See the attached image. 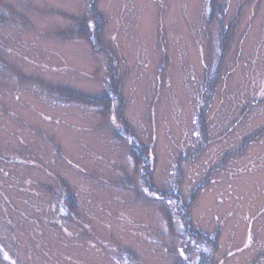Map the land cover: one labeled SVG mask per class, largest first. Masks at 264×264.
I'll return each instance as SVG.
<instances>
[{
    "label": "rangeland",
    "instance_id": "374dc122",
    "mask_svg": "<svg viewBox=\"0 0 264 264\" xmlns=\"http://www.w3.org/2000/svg\"><path fill=\"white\" fill-rule=\"evenodd\" d=\"M185 211L264 264V0H0V264H187Z\"/></svg>",
    "mask_w": 264,
    "mask_h": 264
},
{
    "label": "trees",
    "instance_id": "16d2710c",
    "mask_svg": "<svg viewBox=\"0 0 264 264\" xmlns=\"http://www.w3.org/2000/svg\"><path fill=\"white\" fill-rule=\"evenodd\" d=\"M98 15L97 17H98V19H96L95 18V20L97 21V23H98V27H97V29H99L100 28V32H101V29H102V26H101V23L103 22V19H102V17H103V15L101 16L100 14H98L97 13V10H96V12H95V15ZM101 17V18H100ZM100 19H101V23H99V21H100ZM81 23H83V28L82 29H80L79 31H78V33H76L79 37H83V38H86V39H89L92 43H94L95 44V46L97 45L96 43L98 42V39H99V33L96 31V30H89V28L87 29L86 27H90L89 25L91 24L90 22H88V21H86L85 19L84 20H79ZM94 25V24H93ZM85 28V29H84ZM74 31V30H73ZM64 33H66V32H64ZM54 91H55V93L56 94H58L59 96H58V98H60L61 100H80V101H84V102H86V103H88V104H92V105H96V106H98V107H100V108H103L104 106H102V105H110V101H108L107 100V97L109 96V94H108V96L106 95V96H103V97H95V96H91V95H84V94H80V93H78V92H75V91H71V90H68V89H64V88H60V87H55L54 88ZM106 98V99H105ZM135 156H136V154H135ZM175 191H173L172 190V192H171V194H175L174 193ZM175 198V200H178V203H179V205L181 204V206H180V209H181V207L184 205L183 204V202H182V199H183V196H179V195H176V196H174ZM186 204V203H185ZM187 206H185V208L186 209H188L189 208V206H190V204H186ZM68 207L70 208V209H73L72 207H70L69 205H68ZM68 207H66V208H68ZM70 212H71V214L73 215L74 213V211H71L70 210ZM70 212H69V214H70ZM186 213H185V215L183 214V219H184V222H185V225H188V232H189V235L187 236V239H188V241H187V244H186V248L184 249V256L185 257H187V258H183L184 259V261L187 263V264H210L211 263V260H212V258L210 259V258H207V257H205V255L203 256V261L200 263H198V262H196V261H193V259H191V253L189 252L188 253V250L191 248L190 247V245L192 246V247H194L193 248V250L194 251H196V248L198 249L199 248V246H200V243H198V241H200V240H202L201 238H203L204 237V234H203V232H201V231H199L198 229H195L194 227H193V225L190 223V221H188L187 220V218H186V214H188L187 213V211H185ZM188 221V222H187ZM189 225L191 226V227H189ZM197 231V232H196ZM206 239H207V237H206ZM208 240V239H207ZM123 256L125 257V258H127V259H130L131 261H133V262H135V260H136V257H135V255L134 254H132V253H124L123 254ZM179 264H182V263H179Z\"/></svg>",
    "mask_w": 264,
    "mask_h": 264
}]
</instances>
